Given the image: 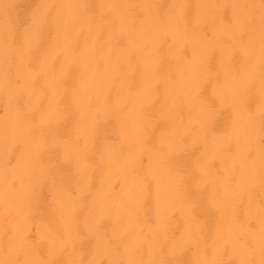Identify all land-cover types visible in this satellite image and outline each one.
I'll list each match as a JSON object with an SVG mask.
<instances>
[{
	"label": "bare ground",
	"instance_id": "6f19581e",
	"mask_svg": "<svg viewBox=\"0 0 264 264\" xmlns=\"http://www.w3.org/2000/svg\"><path fill=\"white\" fill-rule=\"evenodd\" d=\"M0 264H264V0H0Z\"/></svg>",
	"mask_w": 264,
	"mask_h": 264
}]
</instances>
